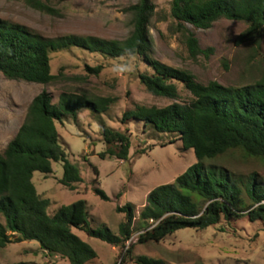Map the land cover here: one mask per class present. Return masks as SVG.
<instances>
[{"label":"trees","instance_id":"1","mask_svg":"<svg viewBox=\"0 0 264 264\" xmlns=\"http://www.w3.org/2000/svg\"><path fill=\"white\" fill-rule=\"evenodd\" d=\"M23 1L38 11L54 12L49 0ZM155 9L152 0H138L126 7L133 29L123 41L75 35L44 38L24 26L0 21V74L10 80L52 84L59 77L52 73L53 55L80 49L112 59H141L150 72L140 73L139 80L154 96L178 99L182 85L192 96L189 101L164 107L136 105L124 113L121 123L141 122L159 133L173 134L197 159L173 183L154 188L138 218L132 205L117 207V212L126 215L118 235L91 228L83 199L49 214L50 201L37 192L34 173L47 176L53 171L52 163L61 162V185L74 190L82 182L79 169L68 159L57 123H78L84 108L106 114L116 99L65 92L53 103L52 96L42 91L31 101L16 135L0 153V248L36 241L49 256H59L70 264H88L98 254L74 232L78 230L120 248L123 261L131 258L135 264H163L147 256L133 258L134 246L128 243L135 230L139 232L136 244L144 245L160 243L180 230L205 231L223 222L231 225L246 220L264 228V185L256 174L245 180L212 163L231 152L264 161V78L236 87L216 81L202 84L187 70L152 60L149 26ZM170 14L194 58L205 51L188 26L208 30L223 18L247 25L237 43H264V0H172ZM86 69L97 76L103 66ZM130 135L128 129L103 126L101 136L107 149L99 156L128 161ZM94 171L98 174L96 168ZM95 192L109 200L102 190L96 188Z\"/></svg>","mask_w":264,"mask_h":264},{"label":"rangeland","instance_id":"2","mask_svg":"<svg viewBox=\"0 0 264 264\" xmlns=\"http://www.w3.org/2000/svg\"><path fill=\"white\" fill-rule=\"evenodd\" d=\"M46 2L45 0H43ZM138 0H49L54 12L46 13L29 6L23 0H0V21L26 27L44 37L65 35L93 36L104 40H125L131 33L132 18L125 8ZM156 6L150 21L152 60L176 69L191 72L196 81L206 84L216 81L229 87L253 84L264 78V43H237L247 25L240 21L220 19L208 30L188 26L199 41L204 54L192 57L182 35L176 31L170 14L172 0H152ZM211 50V51H210ZM103 66L99 75L89 74L86 67ZM52 73L59 76L49 85L10 80L0 74V153L16 135L24 121L31 101L47 91L53 103L62 93L112 97L116 103L108 113L84 108L79 121L64 120L57 130L67 150L68 159L80 171L82 182L70 190L60 184L63 177L61 162L52 163V173L36 172L33 183L37 192L50 201L47 211L55 214L59 208L75 200L86 201L88 222L92 229L118 235L119 225L126 215L117 207L130 204L138 218L147 195L157 186L173 183L176 177L197 162L193 150H184L173 134H162L143 123H121L125 112L136 105L164 107L189 101L192 96L179 85L180 97L169 99L150 94L139 80V74L150 68L136 57L112 59L80 49L54 54ZM107 126L131 133L129 159H102L107 144L101 129ZM142 151H145L142 153ZM212 163L224 167L245 180L256 174L264 185V161L231 152ZM97 169L98 174L95 173ZM109 198L102 199L95 189ZM98 254L88 264H135L131 258L123 261L124 251L85 233L74 231ZM133 258L147 256L163 264H264V228L246 220L227 225L225 222L205 231L184 229L160 243L136 244ZM70 264L59 256H49L36 241L13 243L0 248V264Z\"/></svg>","mask_w":264,"mask_h":264}]
</instances>
